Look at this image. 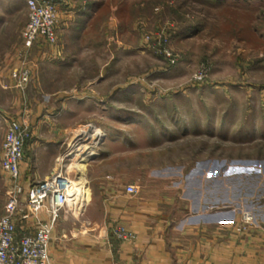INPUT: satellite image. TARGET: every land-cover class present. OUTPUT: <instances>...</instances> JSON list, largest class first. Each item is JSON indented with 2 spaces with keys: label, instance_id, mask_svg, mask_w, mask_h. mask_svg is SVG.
<instances>
[{
  "label": "rangeland",
  "instance_id": "374dc122",
  "mask_svg": "<svg viewBox=\"0 0 264 264\" xmlns=\"http://www.w3.org/2000/svg\"><path fill=\"white\" fill-rule=\"evenodd\" d=\"M75 4L59 2L55 44L39 36L26 49L23 0H0V70L16 63L11 74L20 73L42 53L51 60L35 83L27 69L23 85L0 84V115L15 99L54 114L66 99L81 138L68 141L63 161L74 164V191L84 186L86 196L96 194L101 176L115 172L177 181L184 196L234 209L242 224L264 230V0ZM30 86L63 97L28 96ZM99 129L108 140L90 136ZM90 149L96 153L79 178L75 162Z\"/></svg>",
  "mask_w": 264,
  "mask_h": 264
},
{
  "label": "crops",
  "instance_id": "0c3cea01",
  "mask_svg": "<svg viewBox=\"0 0 264 264\" xmlns=\"http://www.w3.org/2000/svg\"><path fill=\"white\" fill-rule=\"evenodd\" d=\"M57 1L62 5L67 0ZM79 1L71 0V3ZM50 62L42 53L24 61L25 66L21 67L30 71L31 83H35L39 80L38 70ZM14 67L16 63L9 72L0 70L2 88L11 89L12 83L6 84L15 81L11 76ZM27 94L63 97L57 90L44 92L35 86L28 87ZM5 109L0 115V214L11 189L9 177L1 168V146L10 120L26 125L31 132L28 139L31 142L25 144L19 164L22 200L33 184L58 171L66 158L68 141L81 140L77 137L76 111L68 107L66 99L59 100L55 114L50 109L44 112L37 102L18 104L16 99ZM106 136L100 140H108ZM41 140L47 141L41 143ZM96 184L98 193L85 195L75 204L81 208L79 212H73L70 207L61 211L52 233L49 258L44 264H264V230L242 224V215L234 209L222 211L216 207L218 203L210 200L203 203L201 195L198 199L184 196L177 181L142 182L115 172L105 173ZM162 184L167 190L157 191V186ZM128 185L135 186L137 193H126ZM197 187L193 189L201 190V184ZM39 216L49 221L46 210ZM33 223L28 222V226ZM119 227L134 237L118 239L114 231Z\"/></svg>",
  "mask_w": 264,
  "mask_h": 264
},
{
  "label": "built area",
  "instance_id": "2783aa9c",
  "mask_svg": "<svg viewBox=\"0 0 264 264\" xmlns=\"http://www.w3.org/2000/svg\"><path fill=\"white\" fill-rule=\"evenodd\" d=\"M28 11V21L22 32L24 47L30 49L37 37H44L48 43L55 44V26L59 19L57 0H24ZM12 77L23 85L28 80L27 68ZM31 137L29 128L15 120L7 124L2 141L1 168L8 175L11 189L7 192L6 202L0 214V264H44L49 258V245L55 224L64 208L69 205V189L72 181L69 176L71 164H64L51 177L33 184L26 192L19 183V164L24 157V146ZM101 137V136H100ZM68 157V156H67ZM128 194H136L137 188L128 185ZM46 210L49 221H43L39 214ZM245 223L252 217L243 216ZM34 222L28 226V222ZM19 224V229H18ZM120 240L132 239L134 235L125 228L115 229Z\"/></svg>",
  "mask_w": 264,
  "mask_h": 264
},
{
  "label": "bare ground",
  "instance_id": "6f19581e",
  "mask_svg": "<svg viewBox=\"0 0 264 264\" xmlns=\"http://www.w3.org/2000/svg\"><path fill=\"white\" fill-rule=\"evenodd\" d=\"M94 132V131H93ZM89 133L83 131L82 133V136H88ZM104 133L99 129V130H95L94 132V135H90V136H95V137H100V136H103ZM81 136V135H80ZM95 151L90 149L88 151H85V153H81L80 154V158L75 162V166L74 167L75 169L78 170V173H79V178H83L84 176V172H85V161L86 159L89 157H91V155H95L94 154ZM78 154V151L77 152H73L72 150V155L71 156H76ZM91 158H89L87 160V162L90 160ZM71 165H74V164H71ZM73 168V167H72ZM79 190L80 191H74V186L72 185L69 189V204H71L72 207L75 206V204L79 201V199L83 198L84 195L87 194V190H86V187L84 186H78ZM78 208V207H76Z\"/></svg>",
  "mask_w": 264,
  "mask_h": 264
}]
</instances>
